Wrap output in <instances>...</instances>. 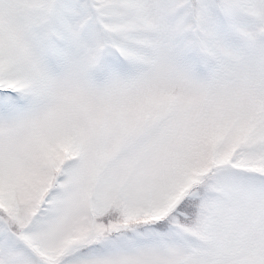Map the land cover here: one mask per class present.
<instances>
[{"label":"snow or ice","instance_id":"6c2138e0","mask_svg":"<svg viewBox=\"0 0 264 264\" xmlns=\"http://www.w3.org/2000/svg\"><path fill=\"white\" fill-rule=\"evenodd\" d=\"M0 264H264V0H0Z\"/></svg>","mask_w":264,"mask_h":264}]
</instances>
